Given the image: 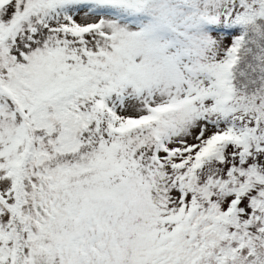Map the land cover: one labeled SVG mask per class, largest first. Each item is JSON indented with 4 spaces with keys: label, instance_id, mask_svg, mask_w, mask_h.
Masks as SVG:
<instances>
[{
    "label": "snow or ice",
    "instance_id": "1",
    "mask_svg": "<svg viewBox=\"0 0 264 264\" xmlns=\"http://www.w3.org/2000/svg\"><path fill=\"white\" fill-rule=\"evenodd\" d=\"M0 264H264V0H0Z\"/></svg>",
    "mask_w": 264,
    "mask_h": 264
}]
</instances>
